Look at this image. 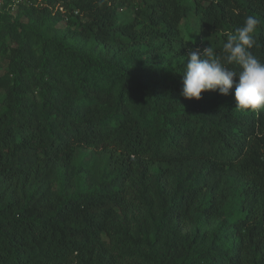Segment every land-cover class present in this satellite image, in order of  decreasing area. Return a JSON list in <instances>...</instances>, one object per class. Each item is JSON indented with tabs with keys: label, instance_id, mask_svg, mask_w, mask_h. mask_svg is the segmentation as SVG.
Here are the masks:
<instances>
[{
	"label": "trees",
	"instance_id": "trees-1",
	"mask_svg": "<svg viewBox=\"0 0 264 264\" xmlns=\"http://www.w3.org/2000/svg\"><path fill=\"white\" fill-rule=\"evenodd\" d=\"M53 13L76 45L44 35ZM248 15L264 62V0H40L0 16V264H264V109L180 95L188 50L219 51ZM84 149L115 164L108 180L41 190Z\"/></svg>",
	"mask_w": 264,
	"mask_h": 264
},
{
	"label": "clouds",
	"instance_id": "clouds-1",
	"mask_svg": "<svg viewBox=\"0 0 264 264\" xmlns=\"http://www.w3.org/2000/svg\"><path fill=\"white\" fill-rule=\"evenodd\" d=\"M259 24L256 16L248 15L242 26L227 35L219 51L210 45L203 51L189 49L180 95L199 101L205 92L232 94L237 110L264 109V62L251 51L260 46L254 36Z\"/></svg>",
	"mask_w": 264,
	"mask_h": 264
},
{
	"label": "rangeland",
	"instance_id": "rangeland-1",
	"mask_svg": "<svg viewBox=\"0 0 264 264\" xmlns=\"http://www.w3.org/2000/svg\"><path fill=\"white\" fill-rule=\"evenodd\" d=\"M30 7H40V0H0V16L4 22H16L22 19V15ZM59 11H62L59 9ZM120 21H128L131 15L128 11H119ZM25 21V20H24ZM63 17H56L54 13L49 20L55 27V31L44 32L47 37L54 35L65 37L68 44L76 45L77 41L70 37V30ZM5 61H0V76L5 72ZM107 162V164H106ZM115 167V164L108 161L107 154L101 150L84 149L81 150L72 165L68 168L58 166L56 172L52 174L49 184H42L41 190L48 192H67L68 194L80 190L84 191L95 187L102 179H107V173ZM108 180V179H107ZM231 181V182H228ZM229 188L233 189L235 182L228 179ZM210 228V225H206ZM194 228V223L188 224L186 229Z\"/></svg>",
	"mask_w": 264,
	"mask_h": 264
}]
</instances>
